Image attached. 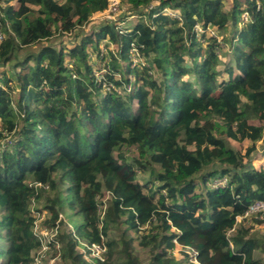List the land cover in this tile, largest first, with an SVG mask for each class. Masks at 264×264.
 Returning a JSON list of instances; mask_svg holds the SVG:
<instances>
[{"label": "trees", "instance_id": "1", "mask_svg": "<svg viewBox=\"0 0 264 264\" xmlns=\"http://www.w3.org/2000/svg\"><path fill=\"white\" fill-rule=\"evenodd\" d=\"M123 1L139 18L120 32V17L93 24L108 0H0V138L13 135L0 149V264L32 261L39 241L29 206L43 195L47 225L61 211L82 217L65 232L59 219L71 264H88L76 251L82 242L106 246L95 264H142L134 241L149 249L147 264H178L176 246L195 248L200 264H261L254 252L264 253V233L250 236L236 217L264 202V165L255 164L264 158L255 146L264 129V0L228 9L223 0ZM207 27L229 31L224 62ZM79 29L87 31L68 46L59 40L19 58L22 47ZM131 44L141 67L129 59ZM244 140V152L233 146ZM130 146L141 171L148 161L161 170L138 181L115 155ZM224 176L226 186L207 185Z\"/></svg>", "mask_w": 264, "mask_h": 264}, {"label": "rangeland", "instance_id": "2", "mask_svg": "<svg viewBox=\"0 0 264 264\" xmlns=\"http://www.w3.org/2000/svg\"><path fill=\"white\" fill-rule=\"evenodd\" d=\"M231 1L232 0H223V3L225 5V9L229 8ZM11 3L13 5H16V2H14V1H12ZM116 14L117 15L115 18L120 17L121 19H124V22L128 26L130 24H133L134 22H136V20L139 18L137 15L133 16V14H130V6L127 2H125L123 0L119 3L118 10H117ZM241 16H242V14H241ZM109 20H112V19H109V18H107V16L102 15V14L95 13L93 16V24H99V23L101 24L104 21H109ZM86 31L87 30L79 29L76 32H74V34L67 35L64 38H62L61 35L56 34L54 37H51L48 40L41 41L40 43H37L34 45L22 47L19 49V52H18L19 58H24L25 56L33 54L34 52H36L38 47L41 45H44L47 43L55 44L59 40L60 41L58 43L60 45L65 46V44H66L68 46L71 44V41H68L69 40L68 37L71 36V37L77 38L78 35L86 33ZM215 38H216V42L220 44L219 50L217 49L218 54H219V58H221L222 62H224L226 56H231V50H232V45H231L232 41L229 40V31H223L221 33H217V36ZM71 39L72 38H70V40ZM105 42H107V41H105ZM102 46L104 47V45H102ZM108 46H109V49L107 47H105L106 48L105 51L110 50V48L115 50L114 49L115 47L113 45L108 44ZM91 60H93V59H91ZM103 64H105V62H103V61L101 62V60H100V62H99V66L101 68L99 71L100 74H101V72H103L102 69H104ZM10 67H11V65H10ZM216 120L218 121V119H216ZM12 136L13 135L11 134V136L10 135L4 136L5 138H3V139H2V137L0 138V149L4 147L3 144H6L7 142L9 144V140L11 139ZM250 145H251V142L249 140H244L241 143L233 142V146L237 147L238 149L242 150L243 152ZM255 146H256V150L258 152H259V150L262 151L264 149V129H263L262 138L260 140L256 141ZM115 155L121 156L126 161H128L129 163L132 164V166L137 170L136 178L140 182H144L147 180V178L149 177V170H153L154 172H158L159 170H161L159 164H157L155 162L150 163V161H148L147 163H144L145 165H147V168L144 171H141V169L138 167V164L135 163V160H137L139 158L138 150L136 149L135 146L122 147V149L120 151L116 152ZM259 162H260V164L264 165V158L260 157V160L256 161L255 164L257 165V164H259ZM211 168H214V166L212 165ZM108 196H109L108 193L104 192L103 195L100 196V199H102L103 202H106ZM44 197H45V195H43L39 200H36V199L31 200L29 208L32 210V212H31L32 216L38 217L40 214L39 212L44 210L43 209L44 208V200H45ZM103 205H104V203H103ZM1 212H2V209H0V217L2 216ZM59 218L64 222V225L67 226V227H63V225H61V230L63 232H65L66 228L73 229L74 226L78 225L82 220L81 216L73 215L69 211H65V212L61 211L59 213ZM239 225L245 226L248 229V234L250 236H253V235L256 236L257 234L264 233V216H262L261 214H253L251 216H248L247 218H243V219H240L239 221H237L236 227H238ZM121 229H122V226L116 227V228L111 227L109 234H108L109 237H116L117 238L119 230H121ZM130 234H132V233H130ZM133 244H134L135 255L139 258V260L142 264H147L149 261V258L151 256L149 249L140 247L138 245L137 241H134ZM0 248H2V250H3L2 255H1L2 256L1 260H4L6 243H4V241L2 239H0ZM82 249H83V246L79 245L76 248V251L80 252V253L82 252V254H83ZM61 252H62V250H61ZM172 254L173 255L175 254L174 256H175L176 260H178V264H187L185 261H183V258H181L180 249L178 246H176V248L173 250ZM254 257L260 259L261 264H264V253L256 250L254 252ZM83 258L88 262V264H95L96 263L95 257L90 255L89 253H87V256L86 257L84 256ZM57 264H71V263L68 260L66 261L64 258H62V253H61L60 259L57 261Z\"/></svg>", "mask_w": 264, "mask_h": 264}, {"label": "built area", "instance_id": "3", "mask_svg": "<svg viewBox=\"0 0 264 264\" xmlns=\"http://www.w3.org/2000/svg\"><path fill=\"white\" fill-rule=\"evenodd\" d=\"M119 3H120V0H108L107 8L101 12H96V13L105 15L107 16V18L112 19L109 21H113L116 19L115 17L117 15L116 12L118 10ZM4 6H5V2H0V7L3 8ZM166 12L171 17L181 20V17L178 11L167 9ZM0 16H1V13H0ZM241 17L243 20H248V14L246 12H243ZM6 25L8 26L7 22H6ZM126 26L127 24L124 21H120L118 23L120 32L126 31L125 29ZM196 30L198 32L204 31L199 24L196 25ZM206 32H208V34L211 36H214V37L217 36V33L214 30H212L210 27H207ZM4 35L5 34L3 30L0 29V42L4 39ZM129 59L132 61L134 65L138 67H141V65L145 64V60L142 54L140 53L139 49L135 46V44H131V47L129 50ZM102 71H104V69H102ZM0 86H1V83H0ZM109 86L110 85H108V87ZM7 145H8V142L6 144H3V146H7ZM30 185H33L34 187L42 186L43 188L48 189V185H42L38 182L30 183ZM207 185L209 187H224L227 185V177L224 176V177L213 178L208 182ZM39 213L41 215L39 214L38 217L33 216V221H32V232H33V235L39 241V246L35 250L30 264H56V262L60 259V256H61L60 243L57 238L58 233L60 232V224H59L60 218H58V220L55 222L54 225H47L46 223H44L48 215L47 211L43 210ZM253 214H261L262 216H264V202L263 201L255 200L251 202L247 210L245 211V213L243 215L237 216L236 220L239 221L240 219L247 218L248 216H251ZM80 245L83 246V249H82L83 257L84 256L86 257L87 253H89L90 255H92L93 257L99 260L104 259V254L106 251V246L104 244H96V243L88 244L86 242H82ZM178 247L180 251L186 254L187 260L189 263L200 264L197 259L198 252L195 248H192L189 246H178Z\"/></svg>", "mask_w": 264, "mask_h": 264}, {"label": "crops", "instance_id": "4", "mask_svg": "<svg viewBox=\"0 0 264 264\" xmlns=\"http://www.w3.org/2000/svg\"><path fill=\"white\" fill-rule=\"evenodd\" d=\"M15 2V1H14Z\"/></svg>", "mask_w": 264, "mask_h": 264}]
</instances>
